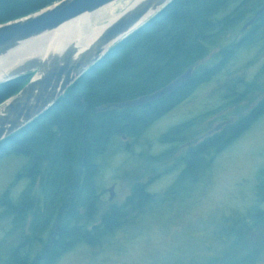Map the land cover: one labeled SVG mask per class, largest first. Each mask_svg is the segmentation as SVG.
<instances>
[{
    "label": "trees",
    "instance_id": "16d2710c",
    "mask_svg": "<svg viewBox=\"0 0 264 264\" xmlns=\"http://www.w3.org/2000/svg\"><path fill=\"white\" fill-rule=\"evenodd\" d=\"M59 1L0 0V25L37 13ZM263 2L174 0L115 47L122 49L110 51L76 81L46 114L0 143V161L11 156L28 160L27 167L16 181L22 178L30 181L19 201L14 202L10 197L14 185L3 194L0 200V207L6 210L3 217H12L19 225L29 220L32 226L30 233L35 236L45 233L52 221H56V232L51 235L53 241L41 250L39 264H55L63 253L80 244L96 247L111 232L127 224L128 212L113 208L102 216L99 225L87 230L95 224L98 215L95 208L98 162L108 148L111 134L127 131L139 136L155 120L150 121L153 114L150 110L124 114L111 113V109L97 111L165 85L206 58L212 49L218 48L227 36L239 30ZM232 44L231 48L243 47L241 43ZM226 60L212 70L198 73L192 82L195 88L217 76ZM31 77L32 74L0 85V106L18 94ZM190 85L175 91V95L187 91ZM255 85L256 82L249 84L244 95L251 93ZM174 101L173 95L164 102ZM164 107L159 103L155 111L158 113ZM263 114L264 100L242 120V133L250 129ZM221 139L215 136L197 147L196 163H203L202 158L210 151L218 153L220 149L216 145ZM38 180L42 184L41 194L37 196L34 187ZM257 182L259 197L264 202V169L259 171ZM41 200H44V204ZM139 200L140 196L136 194L129 201L136 205ZM83 208L87 211L81 214ZM260 214L264 215V212ZM5 264L31 263L25 254H12Z\"/></svg>",
    "mask_w": 264,
    "mask_h": 264
},
{
    "label": "rangeland",
    "instance_id": "374dc122",
    "mask_svg": "<svg viewBox=\"0 0 264 264\" xmlns=\"http://www.w3.org/2000/svg\"><path fill=\"white\" fill-rule=\"evenodd\" d=\"M236 39L235 36H227L222 44L229 46ZM215 52L203 59L200 67L211 62ZM261 52L262 49L258 48L245 50L227 70L234 72L243 68L244 81L254 82L257 79L254 89L259 84L264 85V54ZM222 77L213 78L211 84L197 91V103L204 96L217 100V94H221L218 88ZM263 97L264 89L244 95L236 108L239 110L236 115H245ZM220 105V102L217 103L214 109ZM219 117H195L199 133L216 132L223 121ZM165 125L166 121L154 129ZM107 146L99 159V175L95 178L98 215L95 224L87 230L99 225L102 216L113 208L128 212L127 224L111 232L96 247L86 244L73 247L63 253L55 264H245L254 255L259 258L253 264H264V215L260 214L264 212V202L257 191V176L264 169V114L231 146L215 154L210 168L207 166L206 172L198 177L194 190L195 207L191 210L179 205L172 210L158 207L149 212L126 209L124 202L129 195L130 181L126 175L123 152H116L111 158L110 140ZM27 165L28 160L23 157L11 156L0 161V200L13 185L10 197L14 202L21 199L30 181L26 178L16 180ZM114 180L119 182V186L111 202L108 189ZM41 184L38 180L34 187L37 196ZM5 211L0 207L1 263H7L12 254H25L31 263L49 244L52 233L56 232V221H52L45 233L35 236L30 233L32 226L29 220L19 225L14 218L3 217ZM85 211L87 209L83 208L80 213Z\"/></svg>",
    "mask_w": 264,
    "mask_h": 264
},
{
    "label": "flooded vegetation",
    "instance_id": "af4514ba",
    "mask_svg": "<svg viewBox=\"0 0 264 264\" xmlns=\"http://www.w3.org/2000/svg\"><path fill=\"white\" fill-rule=\"evenodd\" d=\"M263 5L264 2L262 6ZM262 6L240 26L238 31L233 33L236 34L235 36L237 37L234 42L241 43L240 46H243L242 48H231L233 44L225 46L224 48H214L208 54L210 55L212 52L216 51L213 54L214 57L206 66L200 67L201 60L188 67L181 74H178L174 79L161 87V89L166 87L186 71L193 68L191 79L179 88L181 89L191 83L187 91L176 95L175 92L171 93L159 101L149 103L142 107L123 110L111 109V113L118 112L123 114L150 110V112L153 113L150 117V121L155 120L146 127L139 136L127 131L117 135L111 134V158L115 156L116 152H123L124 164L127 170L126 175L129 177L130 181L128 188L129 195L124 202V207L126 209L134 212H149L158 207H162L166 210H172L178 205L186 210H191L195 207L196 200L194 190L198 185V177L206 172L207 166L208 169L210 168L212 159L216 154L214 150L210 151L208 155L202 158L203 163L198 162L201 167L199 170L200 175L196 178V148L213 139L215 136L222 137L221 140H218L216 145L219 149L231 146V144L242 135L243 128L240 126L242 120L248 117L259 103L264 100L263 97L258 104L252 107L245 115H240L238 117L236 114H238L239 110L236 108L242 102L245 88H247L249 84L256 82L257 79H255L254 82L244 81L242 75L243 71H241L244 70L243 68L234 72L227 70L234 63L236 57L245 50L258 48L262 49L261 54H264V19L261 18L250 27L245 28ZM120 49L122 48H114L113 50L118 51ZM226 58L227 60L225 61L224 68L215 76L219 77L223 75L222 79H220V86L218 88L221 94H217V100H213L214 98L209 96H204L199 99L197 103V91L211 84L212 80L208 83L201 84V86L196 89L194 83H192L194 82L195 76L198 73H205L208 70H212L221 63L223 64V60ZM257 58L259 57L257 56ZM257 58H255V60H257ZM156 91L158 90L154 89L118 103L137 100L141 97L151 95ZM173 95L174 102H164ZM219 102L221 105L217 109H214L215 105ZM159 103L160 105L163 104L165 107L157 113L155 110ZM212 115L220 116L219 118L223 119L222 125H218L216 132L213 134L199 133V128H196L197 119L195 117H207ZM200 119L201 118L198 120ZM165 121L166 125L164 127L160 128L159 126L154 129L156 125ZM197 139H199L198 142ZM118 186L119 182L114 180L111 188L115 187L116 189ZM136 194L140 196V200L134 205L130 201ZM114 199L112 201H114ZM230 238L232 237L230 236ZM52 241L53 238H50V242ZM258 258L257 255H254L249 257V261H258ZM31 264H39L38 255L36 258L32 259ZM245 264L250 263L247 262Z\"/></svg>",
    "mask_w": 264,
    "mask_h": 264
},
{
    "label": "water",
    "instance_id": "95a60500",
    "mask_svg": "<svg viewBox=\"0 0 264 264\" xmlns=\"http://www.w3.org/2000/svg\"><path fill=\"white\" fill-rule=\"evenodd\" d=\"M118 0H61L37 13L0 25V85L32 74L30 81L0 106V143L46 114L93 66L120 42L145 26L174 0H137L91 42L80 39V20ZM264 15L259 9L245 28ZM72 24L70 29H65ZM33 45L29 52L23 47ZM16 54L18 57L11 59ZM3 67V68H2ZM193 68L162 90L99 109L123 110L159 101L191 79ZM109 201L116 195L108 189Z\"/></svg>",
    "mask_w": 264,
    "mask_h": 264
},
{
    "label": "bare ground",
    "instance_id": "6f19581e",
    "mask_svg": "<svg viewBox=\"0 0 264 264\" xmlns=\"http://www.w3.org/2000/svg\"><path fill=\"white\" fill-rule=\"evenodd\" d=\"M137 2V0L133 1V0H119L115 3H111L109 5H107L106 7L98 10L97 12L91 14V15H84L80 20V26H79V33H80V39L83 45L88 44L89 42H91L94 38H96L100 32H102L109 24H111L113 21H115L122 13V11H126L128 8H130L132 5H134ZM264 6V5H263ZM262 6V7H263ZM262 18V17H261ZM72 26V24L67 25L65 27V29H70ZM226 45L224 44H220L218 45V48L221 47H225ZM25 50H27L26 52H29L32 48H34L33 45L30 46H24L23 47ZM18 57L16 54H13L10 58H16ZM3 68V67H2ZM183 75V74H182ZM181 75V76H182ZM180 76V77H181ZM179 78V77H178ZM190 80V79H189ZM188 80V81H189ZM187 81V82H188ZM186 82V83H187ZM186 83H184L183 85H185ZM161 85V84H160ZM182 85V86H183ZM168 86V85H167ZM162 85L157 87V90L160 91ZM262 88V89H261ZM264 89V85H258L254 90H263ZM247 90V89H246ZM156 91V92H158ZM155 92V93H156ZM247 92V91H246ZM245 92V93H246ZM252 92V91H251ZM252 92V93H253ZM252 93H247L245 94L246 96L248 94H252ZM154 94V93H153ZM152 95V94H151ZM197 170H196V174L195 177L197 178V176L200 175L199 170H200V164H197ZM40 194H41V190L39 189ZM35 193V192H34Z\"/></svg>",
    "mask_w": 264,
    "mask_h": 264
}]
</instances>
